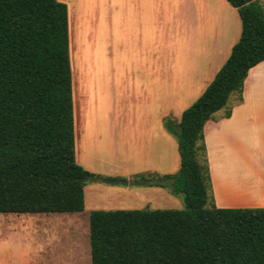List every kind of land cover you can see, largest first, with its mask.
Masks as SVG:
<instances>
[{
    "label": "trees",
    "instance_id": "trees-1",
    "mask_svg": "<svg viewBox=\"0 0 264 264\" xmlns=\"http://www.w3.org/2000/svg\"><path fill=\"white\" fill-rule=\"evenodd\" d=\"M227 1L241 18L238 42L181 119L166 121L181 163L159 179L184 195L185 208L91 211V264H264V207L219 208L211 191L204 126L219 111L231 117L264 61V1ZM73 91L67 5L0 0V214L85 209L97 176L77 162Z\"/></svg>",
    "mask_w": 264,
    "mask_h": 264
},
{
    "label": "rangeland",
    "instance_id": "rangeland-1",
    "mask_svg": "<svg viewBox=\"0 0 264 264\" xmlns=\"http://www.w3.org/2000/svg\"><path fill=\"white\" fill-rule=\"evenodd\" d=\"M210 2L211 7L220 5L218 0ZM177 5L175 0L172 9L176 11ZM233 12L241 31L238 12ZM80 43L78 51L70 48L76 158L97 179L86 185L82 212L0 214V264H91V211L185 208L184 195L173 193L167 181L155 186L137 180L150 168L161 167L169 174L179 171L178 141L166 121L181 118L214 79L221 67L215 71L214 65H222L228 56L220 49L215 56L201 57L199 66L175 62L150 66L132 60L125 64L112 59L109 45L97 56L95 38L85 42L81 37ZM165 75L166 96L160 91ZM179 76L188 78L187 86H178ZM236 102L233 95L228 105ZM129 170L128 178L124 173ZM113 174L120 176L110 182Z\"/></svg>",
    "mask_w": 264,
    "mask_h": 264
},
{
    "label": "crops",
    "instance_id": "crops-1",
    "mask_svg": "<svg viewBox=\"0 0 264 264\" xmlns=\"http://www.w3.org/2000/svg\"><path fill=\"white\" fill-rule=\"evenodd\" d=\"M59 1L68 7L70 48L78 51L81 37L85 42L95 38L97 56L104 45H109L112 59L116 57L125 64L132 60L133 64L150 66L173 62L199 66L201 57L215 56L220 49L229 57L242 31L239 13L241 31L234 19L233 9L238 10L227 0H218L220 5L214 7L210 0H177L176 11L172 9L175 0ZM71 63L73 67L72 59ZM223 64L214 65V70ZM166 80L165 75L160 85L165 96ZM187 84L188 78L179 76L178 86ZM84 113L87 114L85 107ZM204 136L215 205L264 207V61L249 71L243 102L233 107L231 117L223 118L221 114L207 121ZM131 174L129 170L124 176L129 178ZM147 174L152 181L160 182L159 177L169 173L155 167ZM118 176L111 175L110 182Z\"/></svg>",
    "mask_w": 264,
    "mask_h": 264
}]
</instances>
